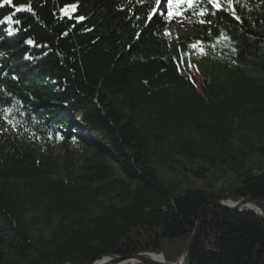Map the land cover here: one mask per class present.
Here are the masks:
<instances>
[{
  "label": "trees",
  "instance_id": "obj_1",
  "mask_svg": "<svg viewBox=\"0 0 264 264\" xmlns=\"http://www.w3.org/2000/svg\"><path fill=\"white\" fill-rule=\"evenodd\" d=\"M220 2L176 42L155 0H0V264L174 263L204 204L264 203V0ZM189 264H264V218L207 207Z\"/></svg>",
  "mask_w": 264,
  "mask_h": 264
},
{
  "label": "rangeland",
  "instance_id": "obj_2",
  "mask_svg": "<svg viewBox=\"0 0 264 264\" xmlns=\"http://www.w3.org/2000/svg\"><path fill=\"white\" fill-rule=\"evenodd\" d=\"M166 12H167V8L165 6L164 7L165 15ZM171 20L175 22H173L169 26L167 33H170V35L168 36L171 37L173 40H175L176 42H180L181 40L180 38L184 40L186 38H191L192 36H194L195 32L192 29V27L188 24L190 21L189 17L182 14V16L174 17ZM71 152L73 155L74 164L76 167H78L81 164L78 158V153L76 151H71ZM54 156L58 157L59 160H61L62 157L64 156V150L60 147L56 148L54 151ZM189 167L190 166L187 165L185 169L178 168L174 170H163L158 168L156 169V171L159 180L165 186H167L171 192H175L177 190H184L185 188L188 187H197L206 190L210 189L211 187L219 188L222 185L231 183L234 180L232 176H235V174L232 171L224 169L223 166H218L216 169L211 170L209 173H207L205 178H196V176H194L189 170ZM231 202L235 203L237 201L235 202L231 201ZM156 255H160V254H156Z\"/></svg>",
  "mask_w": 264,
  "mask_h": 264
},
{
  "label": "water",
  "instance_id": "obj_3",
  "mask_svg": "<svg viewBox=\"0 0 264 264\" xmlns=\"http://www.w3.org/2000/svg\"><path fill=\"white\" fill-rule=\"evenodd\" d=\"M225 202H229L231 205H228ZM247 203H251L253 204L258 210L259 212H255L250 208H245L244 206ZM209 206H214V207H219V208H224V209H230V210H237V211H252L254 212L256 215L264 218V203H260L256 200H252L250 198H245V199H241L235 203L231 202L229 199H224V200H212L207 202L206 204L203 205V207L201 208L193 231L191 233V236L189 238V241L187 243V246L185 248V251L182 255V257L179 259V261L174 262V263H168L165 262L164 260L160 261H156L151 259L150 257H148L147 254H134V255H130V256H126V257H114V258H110L107 257V261L105 263H99L100 259H103L104 257L99 258L97 261L93 262L92 264H126V263H130V264H189L190 263V259H191V255H192V251L198 236V232L200 229V225H201V221H202V217L204 214V211L207 207ZM162 256V254H160Z\"/></svg>",
  "mask_w": 264,
  "mask_h": 264
},
{
  "label": "snow or ice",
  "instance_id": "obj_4",
  "mask_svg": "<svg viewBox=\"0 0 264 264\" xmlns=\"http://www.w3.org/2000/svg\"><path fill=\"white\" fill-rule=\"evenodd\" d=\"M3 2L5 4H11L12 0H3ZM155 3L157 5L156 8L152 9V12L155 14L157 13V11H160V14L162 16L165 15L164 13V7L166 6L167 8V12H166V16L169 20H171L174 17H179L182 16L183 11L187 10V9H192L196 6V4L198 3V0H155ZM207 3L212 5L213 8L219 10L222 8V4L220 2V0H207ZM186 5V8H185ZM228 5L229 7H231V0H228ZM23 9L21 8H17L16 11H21ZM29 11H31V9H28ZM74 6H73V11H74ZM67 14V12L65 13ZM197 15H199L200 17H204L208 14V10L207 9H201L198 13H196ZM9 21L11 20V17L7 18ZM79 19H83V17H80ZM149 19H151V16L149 17ZM206 21L201 19L200 23H205ZM208 23H210V21H207ZM165 35H170V33H165ZM222 39H227L226 36L223 35V33H221V37ZM217 40V42H219V39ZM29 43H32V41H29ZM189 47L191 49H196L199 51V53L201 55L206 54L203 50L202 47H200V42L197 41L194 44L189 45ZM5 113H7V109L4 110ZM16 123H19V121H17Z\"/></svg>",
  "mask_w": 264,
  "mask_h": 264
},
{
  "label": "bare ground",
  "instance_id": "obj_5",
  "mask_svg": "<svg viewBox=\"0 0 264 264\" xmlns=\"http://www.w3.org/2000/svg\"><path fill=\"white\" fill-rule=\"evenodd\" d=\"M225 203H227L228 205H231L229 202H225ZM244 207L245 208H250V209H252L253 211H255L257 213L259 212V210L251 203H247ZM147 255H148V257L150 255V258L153 259V260H156V261H160L161 262L162 260H164L162 258V256H160V255H156V254H147ZM106 258L107 257H104L103 259H100L99 263H102V262L105 263L107 261Z\"/></svg>",
  "mask_w": 264,
  "mask_h": 264
}]
</instances>
